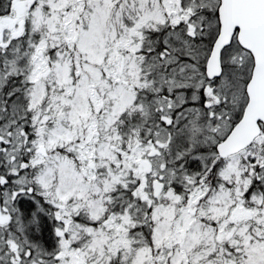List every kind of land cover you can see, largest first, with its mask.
I'll return each mask as SVG.
<instances>
[{"label": "snow or ice", "instance_id": "snow-or-ice-1", "mask_svg": "<svg viewBox=\"0 0 264 264\" xmlns=\"http://www.w3.org/2000/svg\"><path fill=\"white\" fill-rule=\"evenodd\" d=\"M0 264H264V0H0Z\"/></svg>", "mask_w": 264, "mask_h": 264}]
</instances>
